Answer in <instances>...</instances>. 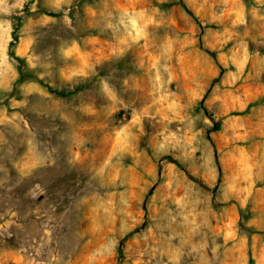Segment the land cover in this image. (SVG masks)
<instances>
[{"label":"rangeland","instance_id":"374dc122","mask_svg":"<svg viewBox=\"0 0 264 264\" xmlns=\"http://www.w3.org/2000/svg\"><path fill=\"white\" fill-rule=\"evenodd\" d=\"M0 264H264V0H0Z\"/></svg>","mask_w":264,"mask_h":264},{"label":"trees","instance_id":"16d2710c","mask_svg":"<svg viewBox=\"0 0 264 264\" xmlns=\"http://www.w3.org/2000/svg\"><path fill=\"white\" fill-rule=\"evenodd\" d=\"M51 15H54V13H50ZM208 53L213 57V58H215V52H213V51H208ZM14 58L18 61V63L20 64V68H19V80H23V79H25V78H28V77H30V73L29 72H27V71H23L22 70V67H21V64L23 63V60H22V58L21 57H19V56H16L15 54H14ZM36 80H38V81H41L40 79H38V78H35ZM48 87V89L50 90V91H52V92H55V93H58V94H61V95H67L68 94V92H64V91H57V90H54V89H52L50 86H47ZM214 129H219V123H216V126L214 127Z\"/></svg>","mask_w":264,"mask_h":264}]
</instances>
